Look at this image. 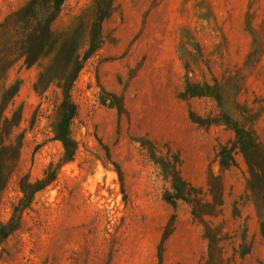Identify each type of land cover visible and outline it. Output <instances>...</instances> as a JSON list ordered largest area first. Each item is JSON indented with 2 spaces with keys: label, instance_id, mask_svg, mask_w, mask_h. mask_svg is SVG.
<instances>
[{
  "label": "rangeland",
  "instance_id": "rangeland-1",
  "mask_svg": "<svg viewBox=\"0 0 264 264\" xmlns=\"http://www.w3.org/2000/svg\"><path fill=\"white\" fill-rule=\"evenodd\" d=\"M28 1L0 0V23ZM113 1L102 43L71 85L72 161H64L57 137L70 69L62 60L40 75L73 35L81 57L89 51L94 0H66L52 24V51L7 72L6 83L19 87L8 113L21 114L14 134L23 145L0 195V221L7 224L23 198L22 179L55 180L20 213L19 228L1 244L0 264H205L204 228L185 200L167 201L175 191L165 169L179 157L183 179L209 200L207 177L220 174L217 150L236 135L193 121L191 112L207 117L221 109L213 97H183L187 80L218 81L224 112L264 144V0ZM235 159L222 174L221 210L206 221L222 236L227 264H264L239 148Z\"/></svg>",
  "mask_w": 264,
  "mask_h": 264
},
{
  "label": "trees",
  "instance_id": "trees-1",
  "mask_svg": "<svg viewBox=\"0 0 264 264\" xmlns=\"http://www.w3.org/2000/svg\"><path fill=\"white\" fill-rule=\"evenodd\" d=\"M66 0H29L18 11L10 14L0 23V195L6 189L20 158L23 139L15 136L21 114L15 110L8 113V108L16 96L17 84H7L5 79L8 70L17 62L23 60L27 67L35 64L41 57L52 51L55 37L52 24L59 16ZM113 0H94L95 19L92 23L88 46L89 51L84 57L78 53L79 46L73 45V37L65 42L55 54L53 63L40 75V78L52 73L60 61L64 60L69 67V74L61 86L63 92V119L57 127V137L65 147L64 161H72L76 154V146L70 131L69 122L75 114L76 107L71 101L70 89L83 67V61L89 52L97 49L102 43L101 29L103 22L108 19L114 9ZM76 34V31H75ZM220 83L214 85L197 84L187 80L183 97H213L221 111L215 116L202 117L191 112L193 121L206 126L224 125L235 132L234 143L220 145L217 158L220 164V174L210 172L207 177L209 200L201 198L199 189L183 179L180 174V158L169 161L165 174L172 181L174 194L167 201L175 205L177 200H185L191 206V213L196 221L204 228V236L208 240V253L205 264H227L224 256L220 232L206 221V216H215L223 205V172L236 164L235 151L243 153L248 165L247 189L253 201L259 219L261 234L264 238V144L259 141L255 131L230 117L223 110V100ZM245 113V109H243ZM245 115V114H243ZM252 117V114H249ZM55 180L46 176L36 182L28 179L21 180L23 198L14 206L13 217L7 224L0 221V247L11 232L19 228L20 213L27 208L35 194L46 188ZM1 204V203H0Z\"/></svg>",
  "mask_w": 264,
  "mask_h": 264
}]
</instances>
